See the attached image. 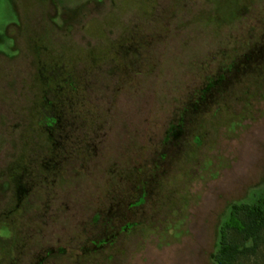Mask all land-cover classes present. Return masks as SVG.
I'll list each match as a JSON object with an SVG mask.
<instances>
[{"label": "rangeland", "instance_id": "374dc122", "mask_svg": "<svg viewBox=\"0 0 264 264\" xmlns=\"http://www.w3.org/2000/svg\"><path fill=\"white\" fill-rule=\"evenodd\" d=\"M263 44L264 0H0V264H216L264 200V71L171 129Z\"/></svg>", "mask_w": 264, "mask_h": 264}, {"label": "trees", "instance_id": "16d2710c", "mask_svg": "<svg viewBox=\"0 0 264 264\" xmlns=\"http://www.w3.org/2000/svg\"><path fill=\"white\" fill-rule=\"evenodd\" d=\"M238 65L241 67L238 68ZM264 44L261 47L253 49L248 54H244L239 61L229 63L226 68L222 69L221 73L215 78L209 79L205 87L195 94V101L188 105L189 107L183 111L179 122L175 127H172L171 132L178 128V131L183 130L184 126L194 115H205L202 113L208 105L217 104L226 98L232 89V84L237 83L240 78H249L251 72L255 70L264 71ZM227 94L225 95V92ZM218 109L215 113H217ZM201 112V113H200ZM187 114V115H186ZM174 134H177L176 132ZM177 136V135H176ZM165 155L162 157L164 160ZM144 199V198H143ZM143 199L140 201L143 202ZM108 228L106 233H109V222L106 223ZM105 224V225H106ZM104 225V226H105ZM133 225L129 224L121 229L122 233L126 229H131ZM115 232L107 239L102 240L96 246L97 249L107 245H112L113 241L120 234ZM235 234L241 237L242 242H234L231 240V235ZM264 242V200L257 204H235L230 209L229 218L223 222L219 229V245L215 253L212 254V259L216 264H239L243 257L254 256L257 254L262 243Z\"/></svg>", "mask_w": 264, "mask_h": 264}, {"label": "flooded vegetation", "instance_id": "af4514ba", "mask_svg": "<svg viewBox=\"0 0 264 264\" xmlns=\"http://www.w3.org/2000/svg\"><path fill=\"white\" fill-rule=\"evenodd\" d=\"M45 120H46L45 130H46V132H51L54 129V125H56L58 123L57 118L50 116V117L46 118ZM1 262H2V260L0 261V263Z\"/></svg>", "mask_w": 264, "mask_h": 264}]
</instances>
